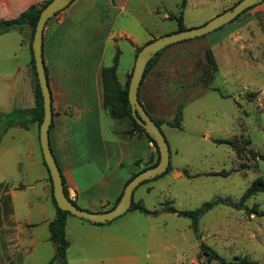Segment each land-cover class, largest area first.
<instances>
[{"label": "rangeland", "instance_id": "374dc122", "mask_svg": "<svg viewBox=\"0 0 264 264\" xmlns=\"http://www.w3.org/2000/svg\"><path fill=\"white\" fill-rule=\"evenodd\" d=\"M237 1L187 0L181 9V0H116L112 27L105 12L106 3L101 2L102 33L96 27L89 29L91 43L89 51L82 54V71L85 74L88 66L96 63L99 51L104 49V37L112 30L115 39L105 43L103 65L111 66L118 52L119 79L124 83L133 71L135 48L178 31L179 22L169 18L170 14L178 16L182 11L185 26L197 27ZM262 6L264 0L221 28L165 47L140 85V101L160 123L171 154L169 172L134 190V199L141 200L147 208L175 206L179 210H196L217 198L238 202L254 180L264 178ZM119 32L124 35L118 37ZM214 35H219L220 42L213 47L208 41ZM94 36L97 40L92 41ZM21 38L16 28L0 34V106L5 101V79L14 66H23V55L30 52ZM32 72L34 75L33 65ZM210 75L211 80H207ZM180 109L181 127L169 125ZM0 112L4 116L1 108ZM104 126V134L110 138L131 128L132 121L126 118L116 122L108 117ZM140 135L149 140L141 131ZM11 138L9 134L2 138L3 145ZM218 138L235 140L244 149L238 153L230 144L217 143ZM154 155L155 159L156 151ZM125 160L130 162L128 155ZM135 169L132 167L131 171ZM246 204L250 213L223 203L213 206L199 219L197 231L191 218L168 210L156 215L128 210L99 225L68 214L66 261L220 264L209 259L202 248L205 244L229 260L247 257L253 264H264V191L254 193ZM17 210L19 219L11 217L7 221L11 226L25 227L29 220L25 205L17 204ZM52 245L39 244L35 252H23L24 264H46L56 253V245Z\"/></svg>", "mask_w": 264, "mask_h": 264}, {"label": "crops", "instance_id": "0c3cea01", "mask_svg": "<svg viewBox=\"0 0 264 264\" xmlns=\"http://www.w3.org/2000/svg\"><path fill=\"white\" fill-rule=\"evenodd\" d=\"M44 1L47 0H0V20L18 17ZM101 2L106 3L112 27L116 0H72L48 19L43 31V59L52 96L51 150L67 195L79 207L92 211L109 209L123 191L135 161L142 160L144 165L154 159L157 149L140 132L130 133V128L110 138L104 134L107 118L115 119L103 108L101 79L105 43L115 39L112 30L104 37V49L99 51L96 63L88 66L85 74L81 61L82 54L90 49L89 29L96 27L102 33ZM16 29L22 36L20 42L30 49L31 29ZM123 35L118 33V37ZM95 40L97 36L92 41ZM208 42L213 47L219 45V35ZM23 56L22 71L19 65L14 66L5 79V101L0 106L2 119L14 121L2 136L4 139L9 134L11 141L6 140L4 145L2 138L0 141V264H24L23 252H35L39 244L55 245L49 229L57 211L52 181L39 138L41 123L31 112L36 106L31 49ZM17 204L25 205L29 219L25 227L8 223L11 217L19 219Z\"/></svg>", "mask_w": 264, "mask_h": 264}, {"label": "water", "instance_id": "95a60500", "mask_svg": "<svg viewBox=\"0 0 264 264\" xmlns=\"http://www.w3.org/2000/svg\"><path fill=\"white\" fill-rule=\"evenodd\" d=\"M72 0H50L41 10L32 39V50L40 89L43 96L44 116L39 128V138L44 161L49 169L53 185V195L57 205L70 213L96 223H107L121 216L131 207L133 193L144 180L154 178L165 172L170 165L171 154L169 143L161 129L144 107L139 98V88L148 61L165 47L183 40L192 39L214 31L231 22L247 8L263 0H239L232 7L209 19L197 27H190L172 33L163 34L146 42L137 52L128 89V100L135 120L145 128L156 142L159 160L156 164L136 173L125 185L117 204L107 210L92 211L79 207L65 192L63 177L53 155L49 140V127L52 121V96L43 59V31L46 22Z\"/></svg>", "mask_w": 264, "mask_h": 264}, {"label": "trees", "instance_id": "16d2710c", "mask_svg": "<svg viewBox=\"0 0 264 264\" xmlns=\"http://www.w3.org/2000/svg\"><path fill=\"white\" fill-rule=\"evenodd\" d=\"M49 1L50 0L44 1L40 5H32L27 10L23 11L18 17L0 20V34L8 32L9 30H11L13 28H19L20 29L22 27L28 26L31 29L30 49H31V53H32L33 71H34V75H35L34 92H35V99H36V106L33 109H31V112L38 117L39 124L43 120L44 108H43V96H42L39 81L37 78L35 61H34V57H33L32 39H33V34L35 31V27H36V23H37L39 14H40L41 10L46 6V4ZM186 3H187V0H181V3H180L181 9L184 8ZM254 6L255 5L247 8L246 10H248ZM246 10H244L243 12H245ZM241 14H239L236 18H238ZM169 18H176L178 20V22H179L178 30H184L187 28L185 26V24L183 23L182 11L178 16H176L174 14H170ZM235 19H233L232 21H234ZM140 48H141V46L137 48L135 54H137V52L140 50ZM162 50L157 52L148 61L145 72H144L143 79L141 81V84H142L144 78L146 77L147 73L149 72V70L158 61ZM118 62H119V54H117L114 57L113 65L105 66L102 68V71H101V79H102V84H103V108L105 109V111L109 115H111L112 117H114L115 119H117L119 121H122L123 119H126V118L130 119L132 121V126H131L129 132L130 133H133L134 131L143 132L146 135V137L149 140H151L157 148L156 142L146 132L145 128L143 126H141L135 120V118L133 117V115L131 113V105H130L129 100H128V89H129V83H130V78L132 76V72L128 74L126 81L124 83H121V81L119 79V73H118ZM211 78L212 77L210 75L207 78V80H211ZM2 116H3V114L0 112V122L2 121ZM182 117H183V113H182V109H180L177 112L175 118L173 120L169 121L168 124L173 126V127L179 128V127H181V124H182ZM155 122L158 125H160V123L158 121L155 120ZM13 123H14V121H9V120L4 122L3 127L0 130V141H1L2 134ZM215 141L217 143H226V144L232 145L233 147H235V149L238 153H241L242 150L244 149V147L239 145L235 140H231V139H227V138H218ZM251 152L253 155H255L254 151L251 150ZM158 160H159L158 148L156 149V157L153 161H149V162L144 163V165H141L142 160H136L134 163V166H133L136 169L133 172H131V175H130L129 179L125 182L124 187H125L126 183L136 173H138L140 170H142L146 167H149V166L156 164L158 162ZM44 163H45V161H44ZM45 165H46V163H45ZM170 170H171V164L168 166V168L165 172H163L162 174H160L154 178L162 176V175L166 174L167 172H169ZM211 174H219V172H213ZM151 179H153V178H151ZM151 179L144 180L140 184H143V183H145ZM258 191H264V178H258L256 180H254L246 188V190L243 192V194L241 195L240 200L238 202H234L230 198H217L214 201L208 202L203 207L196 209V210H179L175 206H170V207H166V208L163 207L161 209H149L143 204V202L141 200H135L134 196H133V201L131 203V207L128 210H139L140 212H143L146 214H153V215H156L162 211H167V210L171 211V212H175V213L177 212V213H180L181 215H185V216L191 218L194 222V225H193L194 230L197 231V223H198L199 219L201 218V216L205 212H207L209 209H211L213 206H215L219 203L232 205L233 207H235L237 209H244L248 213H250L251 209L248 208L246 201L250 196H252L254 193H256ZM65 192L67 193L66 189H65ZM122 193H123V191L121 192L119 197L116 199V201L113 203V205L111 207H109V209L114 207L117 204ZM51 194H52V199L54 201V204L56 206L57 211H56L55 218L53 220H51L49 223V229H50V239L56 245V253H55L54 257L52 259H50L46 264H67L66 253H67V249L69 247V241L66 237V223H67V215L72 214V213H70L67 210L61 209L57 205L56 200H55L54 195H53V185L52 184H51ZM73 202L76 204V202L74 200H73ZM261 214H264V211ZM85 220L92 223V224H98V225L104 224V223L92 222L88 219H85ZM202 248H203V251L208 255L209 259H215L220 264H253V262L250 259H248L247 257L229 260L205 244H202Z\"/></svg>", "mask_w": 264, "mask_h": 264}]
</instances>
